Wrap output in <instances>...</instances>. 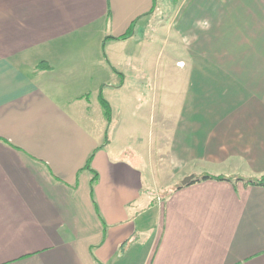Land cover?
I'll return each instance as SVG.
<instances>
[{
  "label": "crops",
  "instance_id": "obj_1",
  "mask_svg": "<svg viewBox=\"0 0 264 264\" xmlns=\"http://www.w3.org/2000/svg\"><path fill=\"white\" fill-rule=\"evenodd\" d=\"M206 2L226 47L190 70L230 93L144 96L118 70L100 147L106 61H144L153 0H0V264H264V186L191 182L264 177V0Z\"/></svg>",
  "mask_w": 264,
  "mask_h": 264
},
{
  "label": "rangeland",
  "instance_id": "obj_2",
  "mask_svg": "<svg viewBox=\"0 0 264 264\" xmlns=\"http://www.w3.org/2000/svg\"><path fill=\"white\" fill-rule=\"evenodd\" d=\"M195 2L196 0H157L152 13L155 18H152L146 29L145 37L141 36L139 39L146 42L149 36L152 38L145 46L146 53H142L144 46L140 49L139 59L143 57L144 61L136 58L135 62L132 58L124 57V61L116 65L117 70L127 79L124 90L130 89L149 96L154 85L158 86L157 96L170 99L195 94L224 96L230 93L227 90L231 87L226 83L232 80L227 73L206 70L202 74L200 71L190 70L201 63L208 67L212 61L211 51L226 47V40L220 34L225 31L222 17L214 18L211 15L209 2L203 3L197 10ZM222 11L221 8L219 12ZM179 61L185 65L184 68L177 66ZM144 64L148 68L143 72L140 66ZM133 68L135 69L132 71ZM211 76L220 82L216 84L218 90L213 86L215 82ZM167 108L173 115L180 112L177 106Z\"/></svg>",
  "mask_w": 264,
  "mask_h": 264
},
{
  "label": "trees",
  "instance_id": "obj_3",
  "mask_svg": "<svg viewBox=\"0 0 264 264\" xmlns=\"http://www.w3.org/2000/svg\"><path fill=\"white\" fill-rule=\"evenodd\" d=\"M156 4H157V0H153L152 11L155 8ZM136 22H137L136 20L133 21L122 35H119L117 37L107 36V37H105V40H126V39L132 37L134 34ZM104 55H105V53H104ZM106 62H107V65L109 66V68L112 70V72H114L118 76L119 80H118L117 85H105L104 84V85H101L99 90H98V94H97L98 103L100 105L102 115H103V117L107 123L106 129L104 132L103 142H102V145L100 147L107 146L110 143V131H111V125H112L111 108H110V104H109L108 100L104 96L103 89H104V87L119 88L122 86L123 81H124V75L122 73H120L108 60ZM85 98L87 99L86 96H85ZM94 152H95V150L89 155V157H88V159H87V161L83 167V169L88 170L91 173V177L89 179L90 191H92L93 186H94L95 181H96V178H97V173L94 172L90 168L91 158L93 157ZM207 179L225 180V181H230V182L242 180V181H244V183L246 185L264 186V177L255 178V179H253V178L252 179H243L241 177H234V176H220V175L219 176H213V175H208V174H202L199 177H196L195 179H193L191 182L200 181V180H207ZM179 187H180V185L175 187L173 190H175ZM97 264H100V263L97 262Z\"/></svg>",
  "mask_w": 264,
  "mask_h": 264
},
{
  "label": "water",
  "instance_id": "obj_4",
  "mask_svg": "<svg viewBox=\"0 0 264 264\" xmlns=\"http://www.w3.org/2000/svg\"><path fill=\"white\" fill-rule=\"evenodd\" d=\"M188 180H189V177L182 179L181 184L183 185V184L187 183Z\"/></svg>",
  "mask_w": 264,
  "mask_h": 264
}]
</instances>
